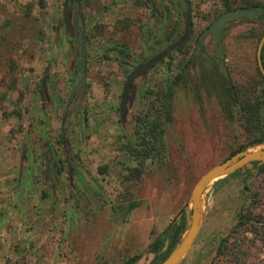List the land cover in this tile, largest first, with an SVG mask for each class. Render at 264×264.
<instances>
[{
  "label": "rangeland",
  "instance_id": "374dc122",
  "mask_svg": "<svg viewBox=\"0 0 264 264\" xmlns=\"http://www.w3.org/2000/svg\"><path fill=\"white\" fill-rule=\"evenodd\" d=\"M39 1L0 0V211L4 212L0 219V264H128L137 256L140 260L135 264H150L153 255L148 251L149 245L181 210L191 208L190 196L198 181L249 140L236 109L233 108L232 117L224 113L220 103L221 74L215 65L218 48L234 82L244 88L256 84L258 47L237 41L241 33L254 25L238 17L218 33L215 31L204 38L203 53L191 55L184 78L176 87L173 121L164 135L166 152L157 168H148L140 181L126 182V170L133 163L115 147L113 135L112 144L104 140L99 144L94 137L90 142L81 143V137L74 134L69 149L72 144L81 155L84 171L94 185L76 184L75 176L68 182L65 175L64 185L56 189L61 194L63 189L62 200L49 199L48 202L46 198L41 200L39 187H29L31 184L25 181H21L19 193L17 191L24 143L28 142L29 153L37 135L50 133L53 138L59 137L61 115L50 118L48 113L52 107L44 112L39 95L51 60L52 95L55 89L64 99L68 95L65 92L68 59L60 50L63 28L55 43L56 25L65 0H44L45 8L39 6ZM112 1L89 0L90 5L86 4L90 23L96 21L103 31L96 35V43L101 44L96 45L97 56L92 60L87 88V115L92 117L89 133L95 130L94 116L103 111L99 106L101 102L109 103V110H116L120 89L126 80L121 69L114 75L111 63L97 59L105 48L103 43L121 21L141 14L133 11L132 0H124L123 7L114 11H105ZM189 4L195 40L208 25L202 16L213 13L220 4L218 0H189ZM29 5H32L31 10L27 8ZM146 14H142L144 22L148 18ZM173 16L176 17V12L172 9L163 34L173 23ZM118 40H126L135 51L141 49L135 30L119 34ZM182 62L181 55L173 53L174 74L180 71ZM165 68L146 78L141 94L148 88L160 90ZM261 89L258 88V93ZM145 103L149 104L141 101L135 114L147 111ZM16 110L23 113L22 118L9 116ZM33 114L36 118L34 138L28 137ZM21 125L25 132L20 130ZM107 139L110 138L107 136ZM28 164L30 166L29 161ZM100 167L109 168L108 174L101 175ZM244 184L250 192L245 191ZM132 200L139 202L138 207L125 213V207ZM246 206L264 217V175L251 166L236 179L208 187L201 231L180 264H213L220 240L224 238L230 245L242 246L248 255H240L238 261L226 255L215 260V264H264V219L257 225V234L235 233L238 212Z\"/></svg>",
  "mask_w": 264,
  "mask_h": 264
},
{
  "label": "trees",
  "instance_id": "16d2710c",
  "mask_svg": "<svg viewBox=\"0 0 264 264\" xmlns=\"http://www.w3.org/2000/svg\"><path fill=\"white\" fill-rule=\"evenodd\" d=\"M89 0H86V4ZM114 1V0H113ZM142 1V2H141ZM139 5H148L149 3H155L157 8V2L155 0H141ZM220 8L215 10L213 13L205 14L202 16V20L207 22V30L211 27L216 21H218L224 14L236 11V10H246V13L242 14L240 17L248 20L254 26L245 32L241 33L237 37L238 42L244 44L253 43L256 45V48L259 46V43L264 35V0H218ZM39 6L42 8L46 7V2L44 0L39 1ZM149 6V5H148ZM29 10L32 9V5L27 6ZM176 12V17H172L173 23L169 24L166 32L164 34V41L168 44H174L178 41L185 32V26L183 28L182 20L186 21L184 13L186 11V5L183 0H165V13H164V22L167 25L168 20L170 19L171 12ZM28 14V13H27ZM155 22H158L157 17H154ZM235 19L229 20L226 24L234 21ZM184 21V22H185ZM225 24V25H226ZM221 26L218 32L225 26ZM204 32V31H203ZM200 33L194 40V31L191 32L190 36L186 42L174 52H178L183 58V62L180 64L182 68L176 74H174V63L173 55L169 56L168 62L160 64V68L166 66L165 68V79L163 81V86L160 90H154L148 88L143 93L142 100L146 101L149 104H146L147 111L145 110L134 120V135L133 140L130 144H126L124 151L131 156V161L133 163L132 167L127 168L125 175L126 182H137L140 181L149 169L157 168L163 157L165 155L166 149L164 145V135L166 133V127L173 121V112H174V100L176 94V87L182 82L184 74L186 73L188 60L191 55L197 52L204 50V39L200 42V36L203 34ZM214 33V32H212ZM217 42L220 43V40L217 39ZM216 52L218 53V58L216 59L215 69L221 74V100L220 103L223 107L224 113L227 117H232L233 108L239 113L241 119L243 120V125L246 131L249 133V140L245 144L239 146L235 149L230 157H233L239 152L245 151L247 149L256 148L264 143V76L261 74L258 62L257 64V75L256 84H250V87L244 88L236 82L230 76V70L227 67H224L223 61L224 57L221 56L220 50L217 48ZM262 61L264 65V48L262 51ZM185 62V63H184ZM261 87V93H258V88ZM64 104L61 105L63 107ZM28 111V110H27ZM28 113V112H27ZM6 115V114H5ZM18 116L23 117L21 111H14L9 116ZM8 116V117H9ZM68 123V122H67ZM67 123H66V139L69 144H66L61 135L62 142L66 149H69L70 141L67 135ZM62 126V122H61ZM21 131L25 132V128L21 125ZM61 134V133H60ZM28 161V153L27 159ZM257 170L260 175H264V164L260 165L258 162L249 164ZM237 171L231 176L223 180H219L217 183H222L223 181H228L230 179H236L239 176H242L245 169L248 167ZM71 169V171H70ZM69 178L71 181L74 179L75 171L72 165H69ZM31 173V171H30ZM99 173L104 175L105 167L100 168ZM29 174L25 175L21 181H25ZM251 176V174H246ZM17 185V191L20 187V183ZM248 181V178L245 180ZM245 191L250 192V188L247 184H244ZM25 190V189H24ZM130 190H128L129 192ZM43 197L46 198V194H43ZM255 204V202H254ZM139 205L137 201H130L125 207V213H131ZM4 212L0 211V219L3 217ZM181 215V218H177ZM178 217L175 218L167 228L159 234L155 240L149 245L148 251L153 255L152 262L150 264H162L171 252L174 250L176 245L180 242L181 237L183 236L186 225L187 217L185 210H181ZM238 224L235 227V233L237 232H252L258 233V226L263 222L264 217L261 214L253 213L251 206L244 207L243 210L238 212ZM217 257L215 260L222 258L226 255H231L234 259H237L239 256H247V252L244 251L243 247L238 244L230 245V242L227 238L221 239L220 244L217 250ZM140 260V257L137 256L131 259L128 264H135ZM213 260V264H215ZM109 264V263H106Z\"/></svg>",
  "mask_w": 264,
  "mask_h": 264
},
{
  "label": "flooded vegetation",
  "instance_id": "af4514ba",
  "mask_svg": "<svg viewBox=\"0 0 264 264\" xmlns=\"http://www.w3.org/2000/svg\"><path fill=\"white\" fill-rule=\"evenodd\" d=\"M139 1L141 0H132L131 2L133 11L136 10V12L141 13L139 17H133L132 19L128 17V19L125 20L126 22H120L119 27L115 26L113 30L114 33L112 32L113 35L107 38V42L103 43L105 48L103 49L101 57L97 58L100 59L99 62H104L105 64L111 63L110 66L113 65L114 75H116V72H119L120 69L122 73L126 75V80L120 89L116 110L114 112L109 110L111 109L109 103L101 102L99 106L103 108V111H98L93 118V125L95 126L94 133L88 132L92 126V124H90L92 117L87 115L89 109L87 88L89 85V77L91 76L92 60L97 56L98 48L96 45L101 44L96 43V35L103 31L101 26L97 25L96 21L90 23L91 20L86 14V0H80L82 16L78 14L77 4L74 3L69 15L71 26L67 34L66 24H64L62 32L64 34L63 46L60 47L61 52H63L68 59V79L65 88V92L68 95L66 99H64L60 95V92H57V89H55L51 105L52 110L48 113L50 118H58L59 115H61V123L65 110L69 105L67 135L70 143L77 134L76 136L81 137V140H83L81 143L90 142L94 137V140L99 144H101L102 140L112 144L111 137L113 135L112 139H115V147L118 148L120 152L124 153L130 161L131 156L124 151V147L126 144H130L134 138L135 118L144 112V110L137 114L134 112L136 108H138L136 111H139V106L143 98V93L141 94L142 83L150 74L160 69V64H163L170 55L175 53L171 52L165 61L157 64L151 71L146 72L145 75L136 79L134 89L132 91L130 90L127 96L126 113L122 116L120 109L122 93L130 74L140 65L166 52L167 48L172 45H167L164 41L163 33L166 26L164 22L165 0H155L157 2V8L154 2L149 3V6H144L139 5ZM123 2L124 0H114L109 6H106L105 11H114L123 7ZM127 3L128 2H126V4ZM143 13H147L146 16L148 17L145 22L143 21L145 17H142ZM154 17H157L158 22H155ZM133 30H135L139 36V44L141 47L140 50L136 51L130 47V44L125 42L126 40H118L119 34H125V32ZM83 33L85 36L82 41ZM83 62L85 65L84 71ZM83 79L85 80V84L75 93L72 102L69 104L71 96ZM62 104H64L63 107H61ZM61 110L62 112H60ZM129 123L132 125L131 128H129ZM101 125H105L106 128H102ZM77 129H79V131H77ZM60 133L58 138H53L50 133L47 135H37L36 140L31 143L28 153L31 173L24 179L25 184H31L30 186L28 185L29 187H39L41 200L44 198L43 194H46L48 202L49 199H56V201L62 200L63 189H61L62 194L58 193L56 189L64 185L63 179L65 175L68 182H70L68 170L70 164L74 168V176L77 177L76 184L82 182L85 185H94L89 175L84 171L85 166L82 165L81 155H79L78 151L73 149L72 144L71 149L65 148ZM107 136L110 139H107ZM99 146L101 147V145ZM108 172L109 168L105 167L104 175H107ZM71 197H73L72 194Z\"/></svg>",
  "mask_w": 264,
  "mask_h": 264
},
{
  "label": "water",
  "instance_id": "95a60500",
  "mask_svg": "<svg viewBox=\"0 0 264 264\" xmlns=\"http://www.w3.org/2000/svg\"><path fill=\"white\" fill-rule=\"evenodd\" d=\"M186 5V11L184 13V17L186 18V25H185V32L182 35V37L175 42L174 44L170 45L166 52L158 55L157 57L151 59L147 63L140 65L137 69H135L130 76L128 77L123 93H122V100H121V114L122 116L126 113V102H127V96L129 94V91L134 89V85L136 82V79L141 77L142 75H145L146 72L151 71L157 64L165 61V59L168 57V55L171 52L176 51L178 48H180L188 39L190 36L192 29H193V23L191 21V8L189 4V0H183ZM74 3L77 4L78 8V14L81 15V4L80 0H65V3L63 5L62 14L58 19L57 25H56V39L55 43L59 41V35L61 28L64 27V24H66V33L70 29V20L69 15L71 13V10L74 6ZM246 13V10H236L229 13L224 14L218 21H216L211 27H209L207 30L203 32V34L200 36L199 41L201 42L207 35H209L212 32L216 33L220 29L221 26L225 25L229 20L236 19L240 17L242 14ZM84 33L82 36V41L84 40ZM264 48V35L259 43L258 51H257V62L258 67L261 72V74L264 76V65L262 61V51ZM83 62V71L85 70ZM52 60L50 61L46 72L44 74V77L42 79V83L40 86L39 95L41 98V104L42 109L44 112L49 110V108L52 105V90L50 85V78H51V70H52ZM85 84V80L83 79L82 82L77 86L74 94L71 96L69 104L72 102L73 97L76 92H78L82 86ZM68 107L67 106L65 110V114L62 118V126H61V135L62 139L66 144H69L68 140L66 139V123L68 118ZM36 124V118L35 114H33L32 117V123L28 129V137L34 138L33 135V128ZM35 141V139H34ZM261 149L254 150V148L247 149L245 151L239 152L227 161L213 167L210 169L196 184L195 188L192 191V194L190 196L189 201V207L185 210L186 217H187V225L185 232L183 236L181 237L180 242L176 245L174 250L171 252V254L168 256V258L162 263V264H180L189 254L191 248L193 247L202 227V221L204 217V197L205 193L208 189V187L219 180H223L227 178L228 176L233 175L237 171L245 168L251 163L258 162L260 165L264 164V143L262 145ZM28 142L26 141L22 147L21 151V161H20V171H19V182L24 178L25 175L30 174V166L28 164L27 159V150ZM71 171V169H70ZM181 218V215L178 217V219Z\"/></svg>",
  "mask_w": 264,
  "mask_h": 264
},
{
  "label": "crops",
  "instance_id": "0c3cea01",
  "mask_svg": "<svg viewBox=\"0 0 264 264\" xmlns=\"http://www.w3.org/2000/svg\"><path fill=\"white\" fill-rule=\"evenodd\" d=\"M218 33V32H217Z\"/></svg>",
  "mask_w": 264,
  "mask_h": 264
}]
</instances>
